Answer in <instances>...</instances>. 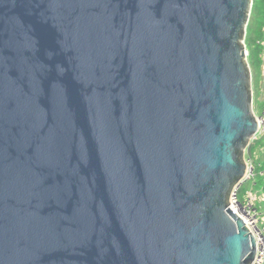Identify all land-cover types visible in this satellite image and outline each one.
<instances>
[{
  "label": "water",
  "instance_id": "95a60500",
  "mask_svg": "<svg viewBox=\"0 0 264 264\" xmlns=\"http://www.w3.org/2000/svg\"><path fill=\"white\" fill-rule=\"evenodd\" d=\"M252 7L0 0V264H253Z\"/></svg>",
  "mask_w": 264,
  "mask_h": 264
},
{
  "label": "trees",
  "instance_id": "16d2710c",
  "mask_svg": "<svg viewBox=\"0 0 264 264\" xmlns=\"http://www.w3.org/2000/svg\"><path fill=\"white\" fill-rule=\"evenodd\" d=\"M263 43H264V0H253V7L250 16V21L246 30L245 45L248 51V63L253 74V95L254 89L261 79L262 74V54H263ZM255 101V100H254ZM264 146V136L256 139L253 142V145L249 149V157L254 162V169L256 172V183L252 188H258L261 193H264V178H259V174L264 170V162L261 163V167L257 166V161L260 160V148ZM253 148L257 150L256 153H253ZM259 154V157L256 155ZM248 159V158H247ZM251 183L245 184L242 186L239 194V200L242 202L247 191H249L248 185ZM247 190V191H246ZM245 191V192H244ZM264 203V202H263ZM261 204V211H264V206Z\"/></svg>",
  "mask_w": 264,
  "mask_h": 264
},
{
  "label": "built area",
  "instance_id": "2783aa9c",
  "mask_svg": "<svg viewBox=\"0 0 264 264\" xmlns=\"http://www.w3.org/2000/svg\"><path fill=\"white\" fill-rule=\"evenodd\" d=\"M248 55L249 54L247 52V57ZM253 108H254V103H253ZM255 116L258 123V132L254 136L252 141H255L256 139L264 136V100H263L261 113L260 114L255 113ZM246 163H247L246 176L243 179V181L238 186L235 187L231 196V205L233 203V205L238 206V208L244 212L245 217L242 218L245 221L250 232L256 238L257 252L253 264H264V211H261V204L264 202V193H259L251 189L247 191L242 202L239 200V194L242 186L254 182L257 177L254 169V162L251 159H246ZM260 176L264 177V170L260 172ZM238 215L240 216L239 213Z\"/></svg>",
  "mask_w": 264,
  "mask_h": 264
},
{
  "label": "crops",
  "instance_id": "0c3cea01",
  "mask_svg": "<svg viewBox=\"0 0 264 264\" xmlns=\"http://www.w3.org/2000/svg\"><path fill=\"white\" fill-rule=\"evenodd\" d=\"M262 60H263V64H262L261 79L259 80L258 84L256 85V87L254 89V100H255L254 104L256 103V100L258 102L257 110L254 109L256 114H260L261 113L262 106H263V100H264V46H263ZM256 152H257V150L255 148H253V153H256ZM257 157H259V154L257 155ZM259 158H260V160L257 161V166L261 167V165H262L261 163L264 162V146H262L260 148V157ZM258 177L259 178H264V177L260 176V174H259ZM256 190H258L257 187H256ZM258 192L261 193L260 190H258ZM262 205L264 206V203H262Z\"/></svg>",
  "mask_w": 264,
  "mask_h": 264
},
{
  "label": "rangeland",
  "instance_id": "374dc122",
  "mask_svg": "<svg viewBox=\"0 0 264 264\" xmlns=\"http://www.w3.org/2000/svg\"><path fill=\"white\" fill-rule=\"evenodd\" d=\"M247 30V29H246ZM244 43H245V41H244ZM246 51H247V48H246ZM248 52V51H247ZM247 61H248V57H247ZM252 74V73H251ZM252 76H253V74H252ZM252 86H253V80H252ZM257 108H258V102H257V100H256V103L254 104V109L255 110H257ZM253 142L254 141H251L250 142V145H249V147L247 148V150L245 151V160L248 158V159H251L249 156V149H250V147L253 145ZM257 156V155H256ZM256 181L257 180H255L254 182H252L250 185H248V190H251L253 187H254V184L256 183ZM254 190L256 191V192H258V190H256V188H254Z\"/></svg>",
  "mask_w": 264,
  "mask_h": 264
},
{
  "label": "bare ground",
  "instance_id": "6f19581e",
  "mask_svg": "<svg viewBox=\"0 0 264 264\" xmlns=\"http://www.w3.org/2000/svg\"><path fill=\"white\" fill-rule=\"evenodd\" d=\"M231 208H232V210H233L234 212H236L237 214L239 213L241 217H245L244 212H243L241 209H239L238 206L233 205V203H232Z\"/></svg>",
  "mask_w": 264,
  "mask_h": 264
},
{
  "label": "clouds",
  "instance_id": "9594fccd",
  "mask_svg": "<svg viewBox=\"0 0 264 264\" xmlns=\"http://www.w3.org/2000/svg\"><path fill=\"white\" fill-rule=\"evenodd\" d=\"M253 99H254V95H253ZM253 103H254V101H253ZM253 111H254V108H253Z\"/></svg>",
  "mask_w": 264,
  "mask_h": 264
}]
</instances>
